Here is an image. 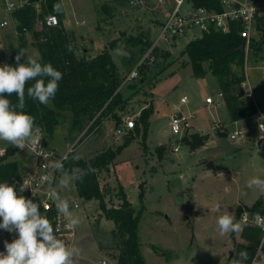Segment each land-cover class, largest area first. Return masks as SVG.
<instances>
[{
  "label": "rangeland",
  "instance_id": "rangeland-1",
  "mask_svg": "<svg viewBox=\"0 0 264 264\" xmlns=\"http://www.w3.org/2000/svg\"><path fill=\"white\" fill-rule=\"evenodd\" d=\"M25 1L0 0V19L8 21L0 34V66L8 64L17 47L12 10L6 9V3L13 2L17 7ZM58 1L62 4L61 18L65 29L72 34L77 58L90 59L102 48H107L122 83H138L144 78L137 91L129 85L123 87L134 105L127 103L128 100L125 102L123 119H135V111L144 107H150L151 113L146 131L141 124L127 131L120 124L115 126L110 114L93 122L94 116L89 118L64 107L57 114L58 123L53 134H44L46 145L56 155H62L72 146L69 156L84 160L120 146L108 168L97 172V178L106 206L120 204L118 189L121 185L132 206L139 211L140 251L145 264H230L234 243L243 240L236 233L221 236L217 217L224 211L235 214L239 204L249 207L261 197L264 202V193L247 186L254 177L264 180V141L258 145L264 133L257 127V117L251 115L231 122L222 99L217 104L205 105V95L215 97L220 92L217 78L210 73L195 77L190 64L181 66L183 60H187L185 54L181 55L185 43L201 35L196 28L175 41H160L156 59L142 65L139 78L125 81L145 53L147 42L157 39L161 23L174 5L173 0L163 3L159 0ZM43 19L38 18L41 22ZM40 26L36 20L34 31L27 34L25 59L38 58L33 34ZM252 35L257 37V32L252 31ZM113 40L115 44L111 45ZM24 58L21 57V63H26ZM247 73L253 98L264 110L262 70L258 65H250ZM181 95L188 98L187 104L180 108L188 116L190 127L185 133L172 134L170 116L173 103H178ZM48 106L54 107L51 102ZM73 121L83 124L81 130L73 127ZM221 121H226V127ZM236 129L242 131L237 138L231 139L230 133ZM129 132L131 138L124 143ZM206 133L208 139L202 144L191 146L184 139L185 136L190 139L192 134ZM8 145L11 144L0 141V156ZM175 146L177 151L173 150ZM12 160L18 163L21 175L28 172L34 162L29 148H17L5 159ZM209 163L211 168L207 167ZM59 178L60 173L51 187H56L61 196H69L80 203L77 209L71 206L73 216L79 217L80 223L74 229L72 240L66 242L80 249L75 264H102L103 261L116 264L123 240L113 238V222L101 213L98 200L78 196L73 179L68 189L57 187ZM15 239H18L16 233L0 236V252L6 253L5 242ZM262 239L258 245L261 256L255 264H264Z\"/></svg>",
  "mask_w": 264,
  "mask_h": 264
},
{
  "label": "trees",
  "instance_id": "trees-1",
  "mask_svg": "<svg viewBox=\"0 0 264 264\" xmlns=\"http://www.w3.org/2000/svg\"><path fill=\"white\" fill-rule=\"evenodd\" d=\"M187 2L193 7L204 6L216 11L221 10L219 0H187ZM58 3V0H26L11 11L17 47L14 55L9 58L8 65L16 66L15 57L24 52L27 46V34L34 31L36 18H44L41 29L33 34L36 38L34 45L38 51V59L41 63H51L55 69L63 74L62 79L58 82V91L50 101L54 107L42 105L38 101L29 98L26 93L24 112L33 116L35 126L40 127L44 134L48 135L53 134L58 123L57 114L64 107L75 113H82L89 118L94 116L93 122L96 120L99 122L105 115L110 114L115 126H117L120 124L121 118L114 111L116 109L122 110L124 103L129 99V96L124 93L123 87L129 85V87H134V90H138L141 87L138 84L144 78L141 77L138 83H122L118 77V68L107 48H103L90 59L77 58L72 34L70 35L64 27L61 11L58 13L53 9V6ZM48 15L56 17L57 23L55 25L45 24V18ZM239 30V23H232L227 32L211 29L209 32H205L187 42L181 52V55L185 54L187 57L186 61L183 60L182 65L190 64L193 76L200 77L210 73L217 78L230 121H238L256 113L255 104L250 100L247 102L240 101L238 93L241 84L245 80L246 54L252 52L253 58L264 59V16L256 15L254 30L257 32V37L252 35L247 47L245 38L240 36ZM114 44L115 41H111V45ZM149 44L150 42H147L145 49ZM68 45H71V51H68ZM11 47L14 48L15 46L12 44ZM32 83L34 82L29 81L27 86H31ZM7 98L14 105L18 103L15 94ZM150 113V107L142 108L134 119V129H137L141 124L144 131H146ZM82 125L81 122L77 124L76 121H73V127H77L78 130H81ZM186 137L184 139L191 146L202 144L207 139V135L199 134H192L190 139ZM130 138L131 134L126 135L124 143L128 142ZM119 148L120 146L114 150L104 151L90 160L75 159L69 156L64 167L68 170L74 167L82 170V181L73 179L78 196L85 200H98L100 211L105 218L111 220L114 224V228L111 230L113 238L119 237L123 240V247L117 257L116 264H145L140 251L139 211L132 206L122 187L118 189L120 204L118 206H106L104 193L97 178V172L100 169L108 168V164ZM16 149L12 145H8L0 156V182L7 181L11 185L15 179L21 176L16 160L5 161L8 156L14 154ZM89 166L94 171L89 172ZM263 206V197L256 200L249 207L239 204L235 212L236 220H238L243 210L263 212ZM41 212L51 221L56 209L52 208L49 211L41 209ZM240 237L246 243H234L233 258L236 255L239 258V252L246 251L248 260L244 261L243 264H251L263 238V232L257 226L244 224Z\"/></svg>",
  "mask_w": 264,
  "mask_h": 264
},
{
  "label": "clouds",
  "instance_id": "clouds-1",
  "mask_svg": "<svg viewBox=\"0 0 264 264\" xmlns=\"http://www.w3.org/2000/svg\"><path fill=\"white\" fill-rule=\"evenodd\" d=\"M54 11L60 12L62 4H55ZM71 51V45L67 46ZM24 53H19L16 66L4 64L0 66V141L11 144L13 147L24 150L35 149L39 143L38 128L35 126L34 117L24 112L25 94L32 100L47 106L55 97L62 73L55 69L51 63H41L38 58L29 56L26 63H21ZM29 81L34 83L27 86ZM47 81V82H46ZM15 94L17 104L7 98ZM66 157L56 159L44 167H51L60 173L56 182L57 187L68 189L70 179L81 180V169L74 167L65 169L63 160ZM78 159V157L76 158ZM88 171H94L89 166ZM51 185L49 177H43ZM249 189H257L264 193V180L252 178L247 184ZM31 188L33 195L39 190V186L33 187L28 180L16 187L7 181L0 182V229L9 233H16L18 239L13 242H5L6 253L0 252V264H75L80 256V249L75 245H69L57 237L54 227L46 215L41 212V204L33 199L26 198L22 193ZM48 196L54 201L58 216H63L66 221V229H75L80 223L79 217H74L71 211L72 200L69 196H61L56 187L49 188ZM43 207L46 209L47 204ZM247 213H243L239 221L235 214L224 211L216 219L217 230L221 236L230 233L240 234L243 231ZM264 221L259 213L255 214L254 222L260 224ZM248 260L246 251L239 252L230 264H243Z\"/></svg>",
  "mask_w": 264,
  "mask_h": 264
},
{
  "label": "built area",
  "instance_id": "built-area-1",
  "mask_svg": "<svg viewBox=\"0 0 264 264\" xmlns=\"http://www.w3.org/2000/svg\"><path fill=\"white\" fill-rule=\"evenodd\" d=\"M174 5L170 8L166 14V17L161 23V27L159 30V34L157 39L150 42L149 46L145 50V53L141 57V59L135 64V66L128 73L125 81L132 80L135 78H139L140 68L145 63L153 62L156 59V51L159 48L158 43L175 41L177 38H181L186 34V32L190 29L196 28L201 34L205 32H209L211 29L221 30L223 32H227L230 29V25L232 23H239L240 30L239 34L241 37L245 38L246 47L249 44V40L252 36V31H254L255 18L257 15V7L249 2H245L242 0H219V4L221 6V10L216 11L212 8H207L204 6L193 7L191 4L186 8L185 3L187 0H173ZM141 2V1H139ZM160 3H163L164 0H159ZM16 6H14L13 2L6 3L7 10H13ZM185 8V9H184ZM37 22H39L40 29L43 25V21H39L36 18ZM57 23V19L53 15H48L45 18L46 25H55ZM8 21L6 19H0V34L2 30L6 27ZM249 54H246L245 62L248 58ZM258 67L262 70V77L264 78V59L259 60ZM243 91H241L238 95V99L240 101L245 102L246 100H252L256 107V113L254 114L257 117V127L258 129L264 133V110L259 108L253 98V94L251 88L248 87V82L245 77L244 82L242 83ZM264 89V85H263ZM223 94L220 91L215 97L207 96L205 98V103L207 104H217L220 99H223ZM246 99V100H245ZM180 104H187L188 98L183 95L179 99ZM121 128L124 130H131L135 127V120L132 117H128L123 119L120 123ZM170 132L172 134H181L188 131L190 124L188 122V116L183 114L181 108L177 107L176 110L171 114L170 121ZM39 131L36 133L39 137L38 146L35 149H31V153L34 158L33 165L31 169L25 174L21 175L19 178L15 179L11 185L16 187L17 191H19V186L23 184V180H28L30 185L33 187L39 186V190L36 192L34 196L31 188L27 189L22 195L26 198L33 199L34 202L41 204V209L43 211H49L52 208H55L54 201L48 196V191L50 188V184L47 181L42 180L43 177H49L51 179V184L57 178L59 172L54 171L51 167H44V165L50 164V162L66 157L63 160L65 164L68 160L69 153L73 150L72 146H69L68 151L63 153L62 155H56L53 149L49 148L45 143L44 132L40 127H36ZM117 132H121L120 129L116 130ZM242 130L236 129L232 133H230V138L235 139L241 133ZM260 145L264 141V137H260L258 140ZM264 147V146H263ZM174 151H177V147H173ZM72 207L77 209L80 207V203L77 200L72 201ZM47 204V208L43 207V204ZM243 213H247V217L245 218L244 224H250L253 226L259 227L264 236V221L260 224H256L254 222L255 214L259 213L261 217H264L263 212L257 211H247L243 210L240 216ZM53 227L55 230V234L58 238L64 240L65 242H69L72 240L74 236V229H66L65 224L66 221L63 216H58L57 212L51 218ZM241 219V217H240ZM8 231L1 229L0 234L7 233ZM264 238V237H263ZM261 256L260 247L257 248L252 263H255L256 260ZM102 264H105L103 261Z\"/></svg>",
  "mask_w": 264,
  "mask_h": 264
},
{
  "label": "crops",
  "instance_id": "crops-1",
  "mask_svg": "<svg viewBox=\"0 0 264 264\" xmlns=\"http://www.w3.org/2000/svg\"><path fill=\"white\" fill-rule=\"evenodd\" d=\"M242 1H245V2H249V3H252V4H254L256 7H257V16H264V0H260V4H256V1L255 0H242ZM190 4L187 2L186 3V8L189 6ZM76 21V20H75ZM77 23H78V21H77ZM255 31V30H254ZM186 35V34H185ZM184 35V36H185ZM184 36H182V37H184ZM201 36V35H200ZM197 37H199V36H197ZM194 39V38H193ZM192 40V39H191ZM190 40H188L187 42H189ZM187 42L185 43V44H187ZM103 49V48H102ZM101 49V50H102ZM100 50V51H101ZM99 51V52H100ZM99 52H97V53H99ZM96 53V54H97ZM96 54H94L93 56H95ZM92 56V57H93ZM259 60H260V58H253L252 57V52H250L249 53V58H247V60H246V62H245V77H246V79H247V81H248V73H247V70H248V68H249V66L250 65H259ZM181 66H183V65H181ZM162 74V72L159 74V75H161ZM220 89V88H219ZM181 96H183V95H181ZM180 96V97H181ZM208 95H205V97H204V100H205V98L207 97ZM180 99V98H179ZM221 100V99H220ZM222 101H223V103H224V106H225V108H226V105H225V101H224V98L222 99ZM219 102V101H218ZM127 103H131L130 105H133V103L130 101V100H128L127 101ZM124 105H125V103H124ZM182 105H185V104H180V101L178 102V103H173V106H174V109H173V111H172V113L176 110V108L177 107H181ZM205 105H207V106H211L212 104H207V103H205ZM126 106V105H125ZM134 106V105H133ZM126 108V107H125ZM226 110H227V108H226ZM134 111H135V109H134ZM139 112L140 111H135V114H134V116H135V118L138 116V114H139ZM114 113H116L117 115H119L120 116V118H121V121L123 120V116L121 115L122 113H124L123 112V109L120 111V110H118V109H116L115 111H114ZM171 113V114H172ZM227 114H228V111H227ZM228 116H229V114H228ZM242 120V119H241ZM229 121H230V118H229ZM238 121H240V120H238ZM238 121H234V122H238ZM222 122V126H224V127H226L225 125V123H226V121H221ZM232 122V121H231ZM131 130H134V129H131ZM131 130H127V131H131ZM120 133H122V132H120ZM129 134H131L132 135V133H130L129 132ZM199 135H207V139H208V134L206 133V134H199ZM206 139V140H207ZM205 140V141H206ZM204 141V142H205ZM260 142L258 141V145H260L259 144ZM75 187V186H74ZM120 187H122L121 185H120ZM123 189V188H122ZM124 191V190H123ZM116 206H118V205H116ZM102 213V212H101ZM1 221V220H0ZM113 229V228H112ZM111 229V230H112ZM111 232V231H110ZM7 233H9V232H7ZM3 234H5V233H3ZM3 234H0V236H2ZM242 239V238H241ZM243 240V239H242ZM263 240V239H262ZM261 240V241H262ZM71 243H72V241H71ZM242 243H246L244 240H243V242ZM262 243V242H261ZM255 263H257V262H255ZM255 263H253V264H255Z\"/></svg>",
  "mask_w": 264,
  "mask_h": 264
},
{
  "label": "water",
  "instance_id": "water-1",
  "mask_svg": "<svg viewBox=\"0 0 264 264\" xmlns=\"http://www.w3.org/2000/svg\"><path fill=\"white\" fill-rule=\"evenodd\" d=\"M207 167L208 168H211L212 167V164L211 163L207 164ZM231 255H232V251H230V253H229V256H231Z\"/></svg>",
  "mask_w": 264,
  "mask_h": 264
}]
</instances>
